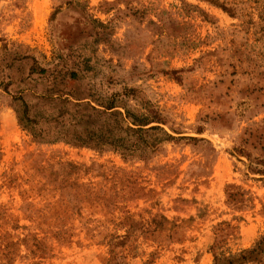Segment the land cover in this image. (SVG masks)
<instances>
[{
  "label": "rangeland",
  "instance_id": "obj_1",
  "mask_svg": "<svg viewBox=\"0 0 264 264\" xmlns=\"http://www.w3.org/2000/svg\"><path fill=\"white\" fill-rule=\"evenodd\" d=\"M0 79L10 82L0 87V264H103L125 216L124 264H211L220 233L218 251L232 253L264 235V0H0ZM53 84L78 97L118 92L130 108L134 89L168 133L198 140L164 142L147 161L35 142L13 97L50 112L40 95ZM66 162L78 167L68 179L108 207L65 206ZM160 216L165 229L153 231Z\"/></svg>",
  "mask_w": 264,
  "mask_h": 264
},
{
  "label": "trees",
  "instance_id": "obj_2",
  "mask_svg": "<svg viewBox=\"0 0 264 264\" xmlns=\"http://www.w3.org/2000/svg\"><path fill=\"white\" fill-rule=\"evenodd\" d=\"M211 2L224 11L231 13L230 9L224 5L214 1ZM37 72L44 74L46 70L45 68H39ZM76 76L75 71L69 73V77L72 79ZM8 85H10V82L0 79V87L4 91H7ZM56 91L58 90L54 88L53 84L40 95L50 106L48 108L50 112H47V108L36 110L35 106L28 103L21 94L13 97V102H15L13 109L18 124L31 135L35 142H64L71 146L87 147L98 152L112 151L117 153L124 161H147L160 152L164 142L178 141L184 138L193 141L198 140L194 137H176L168 133L161 126V124H166V119L159 108L149 100L136 94L134 89L133 99L136 107L133 108H130L123 101L118 92H112L110 95L93 96L89 94L85 97H78L68 95L69 93L59 94ZM44 123L46 125H43ZM76 169L78 167L70 162L61 164L59 167L58 175H60V179L56 189L60 191L62 197H66L67 203L65 206L74 208L78 202L85 200L91 204L99 202L105 208L108 207L111 203L109 198L100 196L90 186L83 187L68 179ZM73 185L74 192L66 190V187H73ZM232 196L234 194H228L229 198H232ZM165 221L168 222L164 216H160L158 219L153 218V231L164 230L163 222ZM122 222L127 225L126 233L111 236L105 242L109 246V257L103 264H124L125 255L122 251L126 241L132 239L133 219L130 216H125ZM178 227V224L171 223L167 230L173 234L177 232L175 228ZM55 236L60 238L62 232H55ZM223 240V234L220 233L210 245L209 249L213 255L211 264H250L259 262L264 255V235L255 240L250 247L233 253L218 251ZM31 246L33 248L30 252L35 256L43 257V254L46 253V244L35 236L32 237ZM118 247L123 249H117ZM32 264L38 263L33 262Z\"/></svg>",
  "mask_w": 264,
  "mask_h": 264
}]
</instances>
